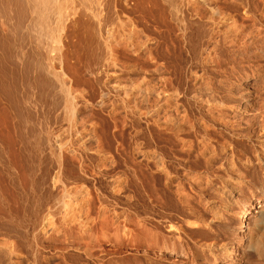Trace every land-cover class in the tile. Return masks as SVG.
Masks as SVG:
<instances>
[{
	"label": "rangeland",
	"instance_id": "obj_1",
	"mask_svg": "<svg viewBox=\"0 0 264 264\" xmlns=\"http://www.w3.org/2000/svg\"><path fill=\"white\" fill-rule=\"evenodd\" d=\"M204 1L49 0V14L38 5L40 15L48 14L46 25L36 12L42 26L35 32L33 25L26 31L11 26L13 60L0 67L6 76L15 72V80H6L22 107L14 109L0 93V152L13 160L11 172L24 155L40 159L47 212L60 210L50 214L62 222L63 264H86V241L95 247L94 264H227L225 224L232 239L227 246L240 247V212L264 191V132L258 135L264 127V0ZM0 29V36L10 33ZM245 73L256 79L243 82ZM199 87L218 97L251 87L255 100L245 109L228 98L222 108L209 106L197 99ZM6 172L0 183L12 187ZM226 188L236 196L226 198ZM155 232L175 238L186 253L158 252L150 244ZM242 252L230 255L235 264L258 262Z\"/></svg>",
	"mask_w": 264,
	"mask_h": 264
},
{
	"label": "bare ground",
	"instance_id": "obj_2",
	"mask_svg": "<svg viewBox=\"0 0 264 264\" xmlns=\"http://www.w3.org/2000/svg\"><path fill=\"white\" fill-rule=\"evenodd\" d=\"M43 1V0H42ZM49 1V0H48ZM46 1L45 3L41 2V0H0V25L4 26L6 29L8 30L9 27L13 26L15 29H24V31H26V29L30 30L29 27L33 28L35 27V25L39 24L41 25L42 22H44V18L47 17V15L49 14L46 10L48 9L46 7V5L48 2ZM204 1V0H203ZM53 2V0H52ZM59 2V1H58ZM205 2V1H204ZM62 3V2H61ZM39 4H43L40 5V7L43 9V11L47 12L45 15L43 12V15H40L41 11H39L38 5ZM45 4V5H44ZM60 4V3H59ZM57 4V5H59ZM187 4V3H186ZM50 5V4H48ZM52 5V4H51ZM61 5V4H60ZM54 6V5H53ZM49 7V6H48ZM52 7V6H51ZM59 7V6H58ZM39 8V9H38ZM54 8V7H53ZM62 8V7H61ZM55 9V8H54ZM60 9V8H59ZM54 11V10H53ZM36 12H40L38 15L42 18V16H44V18H42V22L41 19ZM36 13V15H35ZM53 13V12H52ZM34 14V15H33ZM51 14V13H50ZM39 17L38 20L35 19V17ZM46 16V17H45ZM51 18V16H50ZM219 18V17H218ZM49 19V17H48ZM50 20V19H49ZM188 20V19H187ZM38 23H35V22ZM46 22H48L47 20H45ZM44 22V24L46 23ZM56 24V23H55ZM46 25V24H45ZM49 25V23H48ZM42 26V25H41ZM36 27H40V26H36ZM43 27H45L43 25ZM43 27L41 30H43ZM213 27V26H212ZM32 30H34V32L36 31V29L34 28ZM11 29H13L12 27L10 28V30H8L9 32L12 31ZM1 30V29H0ZM4 30V31H5ZM26 32V34H30L31 32ZM40 30L37 29V31ZM14 31V30H13ZM16 31V30H15ZM14 31V32H15ZM45 31V30H44ZM48 31V30H47ZM17 32V31H16ZM22 32V30H21ZM32 32V33H34ZM49 32V31H48ZM25 33V32H24ZM38 33V32H37ZM36 33V34H37ZM13 34L10 32L8 34V32L4 35V36H0V47L1 49H4V52L6 54L7 57H5L3 51L1 54L0 53V64H3L5 66L7 60L8 62H12V58H10V53H11V43H13L16 38L13 37ZM23 34V33H22ZM25 34V35H26ZM28 34V36H29ZM2 35V34H0ZM35 34L32 35L33 38H35L34 36ZM223 35V34H222ZM20 36V33L18 35V37ZM24 36V35H23ZM45 35L41 34V37ZM17 37V36H16ZM30 37V36H29ZM30 37L29 39L31 40ZM39 37V35H38ZM47 37V36H46ZM21 38V37H20ZM23 38V37H22ZM18 39V38H17ZM24 39V38H23ZM22 39V40H23ZM37 39V38H36ZM47 39V38H46ZM28 40V39H27ZM26 40V41H27ZM28 40V41H30ZM39 40V39H38ZM235 40V39H234ZM24 41V40H23ZM22 41V43H23ZM35 41V40H34ZM45 41V39H44ZM21 42V40H20ZM37 42V41H36ZM40 42V40H39ZM146 42V41H145ZM150 42V41H149ZM19 44V43H18ZM21 45V44H20ZM23 45V44H22ZM26 45V44H25ZM38 45V44H37ZM46 45V44H45ZM45 45H43L45 47ZM48 45V44H47ZM221 45V44H220ZM254 46V45H253ZM32 47V46H31ZM36 47V46H35ZM40 47V46H39ZM25 48V47H23ZM28 48V47H27ZM42 48V47H41ZM47 48V47H46ZM49 48V47H48ZM250 48V47H249ZM18 49V47H17ZM26 50V49H25ZM22 51V49H21ZM231 51V50H230ZM1 52V50H0ZM16 52V51H15ZM26 52V51H25ZM48 52V51H47ZM24 53V52H23ZM27 53V52H26ZM29 53V52H28ZM36 53V52H35ZM41 53V52H40ZM250 53V52H249ZM248 53V54H249ZM14 54V53H13ZM38 54V53H37ZM206 54V53H205ZM1 55L4 56V58H6V60L4 61L5 63H3V57L1 58ZM28 55V54H26ZM207 55V54H206ZM237 55V54H236ZM252 55V54H251ZM13 56V55H12ZM51 56V55H50ZM24 57V55H23ZM39 57V56H38ZM37 57V58H38ZM47 57V56H46ZM242 57V56H241ZM25 58V57H24ZM23 58V59H24ZM36 58V57H35ZM240 58V57H239ZM252 58V57H251ZM261 58V56H260ZM3 59V60H2ZM26 59V58H25ZM48 59V58H47ZM2 60V62H1ZM40 60V59H39ZM44 60V59H43ZM197 60V59H196ZM203 60V59H202ZM206 60V59H205ZM15 61V60H14ZM237 61V60H236ZM7 62V63H8ZM25 62V61H24ZM30 62V61H29ZM48 62V61H47ZM202 62V61H201ZM14 63V62H13ZM32 63V62H31ZM31 63H29L31 65ZM49 63V62H48ZM257 63V62H256ZM15 64V63H14ZM12 64V65H14ZM22 64V63H21ZM42 64V63H41ZM40 64V65H41ZM53 64V63H52ZM203 64V63H202ZM201 64V65H202ZM205 64V63H204ZM7 65V64H6ZM38 65V64H37ZM43 65V64H42ZM49 65V64H48ZM47 65V66H48ZM207 65V64H206ZM2 67V69L5 67ZM15 66V65H14ZM26 66V65H25ZM33 66V65H32ZM256 66V65H255ZM0 67V68H1ZM8 67V66H6ZM13 67V66H12ZM9 68L11 69L10 65ZM7 68V69H9ZM18 68V67H17ZM28 68V67H27ZM37 68V67H36ZM48 68V67H47ZM214 68V67H213ZM1 69V70H2ZM3 69V70H4ZM22 69V68H21ZM26 69V68H25ZM29 70H27L29 73L31 72V68H29ZM39 69V68H38ZM44 69V68H43ZM49 69V68H48ZM2 73H0V93L2 95H4V97H2L3 99L6 97V102L8 105H10L11 107H13L16 110H19L21 104H20V99L17 100L15 98H17V93H16V97H13L10 95V89L9 85H8V81L9 79H11V75L15 72H9L10 73V77L7 73L8 76H6L5 70ZM14 70V69H13ZM17 70V69H16ZM35 70V69H34ZM40 70V69H39ZM47 70V69H46ZM53 70V69H52ZM55 70V69H54ZM146 70V69H145ZM154 70V69H153ZM23 71V70H22ZM26 71V70H24ZM24 71L22 72V74H24ZM37 71V69H36ZM42 71V69H41ZM7 72V70H6ZM17 72V71H16ZM26 72V73H28ZM39 72V71H38ZM12 73V74H11ZM37 73V72H36ZM43 73V72H42ZM41 73V74H42ZM143 73V72H142ZM149 73V72H148ZM5 74V75H4ZM200 74V73H199ZM209 74V73H208ZM27 75V74H26ZM29 75V74H28ZM52 75V74H50ZM224 75V74H223ZM38 76V75H37ZM55 76V75H54ZM152 76V75H151ZM238 76V75H237ZM27 77V76H26ZM40 77V76H39ZM56 77V76H55ZM63 77V76H62ZM158 77V76H157ZM221 77V76H220ZM224 77V76H223ZM245 77L244 81H248L250 79H256V75L253 74H248L245 73ZM13 78V77H12ZM35 78V77H34ZM53 78V77H52ZM143 78V77H142ZM8 79V80H6ZM14 79V78H13ZM16 79V78H15ZM14 79V80H15ZM24 79V78H23ZM42 79V77H41ZM58 79V78H57ZM200 79V78H199ZM210 79V78H209ZM220 79V78H219ZM20 80V79H19ZM221 80V79H220ZM53 81V80H52ZM225 81V80H224ZM16 82V81H14ZM13 81L10 84L11 85L14 83ZM59 82V81H58ZM160 82V81H159ZM55 83V82H54ZM199 83V81H198ZM206 83V82H205ZM15 84V83H14ZM29 84V83H28ZM27 84V85H28ZM42 84V83H41ZM44 84V81H43ZM46 84V83H45ZM160 84V83H159ZM202 84V83H201ZM62 85V84H61ZM198 85V84H197ZM200 85V83H199ZM223 85V84H222ZM231 85V84H230ZM15 86V85H14ZM21 86V85H20ZM54 86V85H53ZM205 86V84H204ZM208 86V85H207ZM241 86V85H240ZM243 86V85H242ZM26 87V86H25ZM49 87V86H48ZM164 87V86H163ZM14 88V87H13ZM20 88V87H19ZM22 88V87H21ZM50 88V87H49ZM169 88V87H168ZM175 88V87H174ZM194 89V88H193ZM208 88L205 87H199L197 91V99H199V101L201 100V102L204 104H209V106L211 105H217L218 107L220 106V108H222V106H225L226 101L228 99H230V101L236 103V105L238 106V108H242L245 109V106H252L255 100V97L252 96L254 94H252V88L251 87H245V90L243 88L239 90V92H227L228 94L225 96H221L218 97V95H213L214 93H210L212 91H208ZM258 89V88H257ZM18 90V88H17ZM53 90V89H52ZM63 91V89H61ZM175 90V89H174ZM211 90V89H209ZM58 91V90H57ZM61 91V92H62ZM102 91V90H101ZM157 91V90H156ZM234 91V90H233ZM238 91V90H236ZM255 91V90H254ZM56 92V91H55ZM164 92V91H163ZM166 92V91H165ZM13 93V92H11ZM21 93V91H20ZM57 93V92H56ZM63 93V92H62ZM144 93V92H143ZM174 93V92H173ZM27 94V93H26ZM48 94V93H47ZM64 94V93H63ZM103 94V93H101ZM218 94V92H217ZM39 95V93H38ZM42 95V94H40ZM106 95V94H105ZM161 95V94H160ZM168 95V94H167ZM177 95V94H176ZM193 95V94H191ZM62 96V95H61ZM65 96V95H63ZM142 96V95H141ZM159 96V95H157ZM227 96V97H226ZM230 96V97H229ZM22 97V96H21ZM51 97V96H50ZM167 96L164 95V99H166ZM145 98V96H144ZM158 98V97H157ZM228 98V99H227ZM24 99V98H23ZM30 99V98H29ZM54 99V98H53ZM142 99V98H141ZM160 99V98H159ZM169 99V98H168ZM171 99V98H170ZM196 99V100H197ZM25 100L27 101V99L25 98ZM33 100V99H32ZM36 100V98H35ZM167 100V99H166ZM262 100V99H261ZM2 101V100H1ZM5 101V100H4ZM34 101V100H33ZM66 102L68 101L65 100ZM70 101V100H69ZM147 101V100H146ZM198 101V102H199ZM32 102V101H31ZM65 102V103H66ZM168 102V101H167ZM194 102V101H193ZM229 102V100H228ZM4 103V102H3ZM28 104V101L25 102ZM37 103V102H36ZM35 103V104H36ZM144 103V102H143ZM147 103V102H146ZM171 103V102H170ZM178 103V102H177ZM23 104V103H22ZM32 104V103H30ZM62 104L64 105V102H62ZM67 104V103H66ZM69 104V103H68ZM256 104V103H255ZM53 105V104H52ZM70 105V104H69ZM161 105V104H159ZM174 105V104H173ZM206 105V106H207ZM2 106V105H1ZM100 106V105H99ZM169 106V105H168ZM9 107V106H8ZM22 107V106H21ZM26 107V106H25ZM53 107V106H52ZM60 107V106H59ZM62 107V106H61ZM67 107V106H66ZM65 107V108H66ZM69 107V106H68ZM147 107V106H146ZM176 107V106H175ZM261 107V106H260ZM19 108V109H18ZM27 108V107H26ZM25 108V109H26ZM164 108V106H163ZM201 108V107H200ZM217 108V107H216ZM255 108V107H254ZM263 108V107H262ZM13 109V110H14ZM31 109V108H30ZM34 109V108H33ZM147 109V108H146ZM218 109V108H217ZM256 109V108H255ZM259 109V108H258ZM3 110V109H2ZM9 110V108H8ZM14 110V111H16ZM32 110V109H31ZM173 110V109H172ZM261 110V109H260ZM20 111V110H19ZM24 111V109L22 110V112ZM210 111V110H209ZM256 111V110H255ZM9 112V111H8ZM21 112V113H22ZM28 112V110H27ZM26 112V113H27ZM175 112V111H174ZM198 112V111H197ZM6 113V112H5ZM24 113V112H23ZM34 113V112H33ZM12 114V113H11ZM18 115H20L17 112ZM16 114V115H17ZM213 114V113H212ZM258 114V113H257ZM17 115V116H18ZM24 115V114H23ZM146 115V114H145ZM157 115V114H156ZM219 115V114H218ZM255 115V114H254ZM262 115H263V111H262ZM30 116V115H29ZM41 116V115H40ZM172 116V115H171ZM175 116V115H174ZM257 116V115H256ZM261 116V114H260ZM4 117V116H3ZM9 117V116H8ZM12 117V115H11ZM264 117V116H263ZM17 118H21L20 116H18ZM31 118V117H30ZM29 118V119H30ZM34 118V117H33ZM166 118V117H165ZM211 118V117H210ZM234 118V117H233ZM16 119V118H15ZM179 119V118H178ZM198 119V118H197ZM11 120V119H10ZM17 120V119H16ZM15 120V121H16ZM34 120V119H33ZM166 120V119H165ZM174 120V119H172ZM262 120V119H261ZM260 120V121H261ZM24 121V120H23ZM171 121V120H170ZM20 124V122L22 123V119H20L19 121H16ZM25 122V121H24ZM28 122V121H27ZM169 122V121H168ZM219 122V121H217ZM229 122V121H228ZM40 123V122H39ZM226 123V122H225ZM261 123V122H260ZM19 124H15L16 126ZM42 124V123H41ZM264 124V123H263ZM23 125V124H22ZM28 125V124H26ZM167 125V124H166ZM213 125V124H212ZM15 126V127H16ZM35 126V125H34ZM40 126V125H39ZM205 126V125H204ZM218 126V125H217ZM241 126V125H240ZM262 125L260 124V127ZM14 127V128H15ZM18 127H20V129L22 128V126H17L16 128L19 129ZM26 127V126H25ZM29 127V126H28ZM28 127L26 129H28ZM163 127V126H162ZM209 127V126H208ZM207 128V126H206ZM238 128V127H237ZM208 129V128H207ZM260 129V128H258ZM23 130V128H22ZM34 130V128H33ZM32 130V131H33ZM43 130V129H42ZM232 130V129H231ZM19 131V130H18ZM39 131V130H37ZM41 131V129H40ZM259 131V130H258ZM21 132V130L19 131ZM23 133L25 132V129L22 131ZM42 132V131H41ZM264 132V127H261L260 133L262 134ZM40 133V132H39ZM204 133V132H203ZM257 133V132H256ZM18 134V133H17ZM22 136V133H19ZM25 134V133H24ZM28 134V133H26ZM37 134V133H36ZM241 135V134H240ZM263 135V134H262ZM33 136V135H32ZM35 136V135H34ZM216 136V135H215ZM257 136V135H256ZM255 136V137H256ZM18 138V137H17ZM32 138V137H31ZM1 140V139H0ZM20 140V139H19ZM10 141V140H9ZM37 142V140H35ZM45 141V140H44ZM206 141V140H205ZM18 142V140H17ZM32 142V141H31ZM35 142V143H36ZM39 142V140H38ZM37 142V143H38ZM208 142V141H207ZM8 143V142H7ZM12 143V142H11ZM20 143V141H19ZM21 143L23 144V146H25L27 149H29V147H31L30 142L28 139H22ZM34 143V144H35ZM203 143V142H202ZM18 144V143H17ZM33 144V143H32ZM40 144V143H39ZM52 144V143H51ZM5 144H3L4 146ZM9 145V143H8ZM37 146V144H35ZM47 145V144H46ZM220 145V144H219ZM6 146V145H5ZM13 145H11L12 147ZM51 146V145H50ZM208 146V145H207ZM226 146V145H225ZM10 147V146H9ZM19 147V146H18ZM24 147V148H25ZM33 147H35L33 145ZM210 147V146H209ZM1 148V147H0ZM38 148V146H37ZM41 148V147H40ZM43 148V147H42ZM23 148L19 149L22 150ZM35 149V148H34ZM24 150V149H23ZM13 151V150H12ZM34 151V150H33ZM38 151V150H37ZM213 151V150H212ZM5 152V151H4ZM9 152V150H8ZM7 152V153H8ZM11 152V151H10ZM28 152V151H27ZM35 152V151H34ZM50 152V151H49ZM6 153V152H5ZM5 153H1L0 152V170H4L6 173H8V177H10V179L12 181V187H7V186H3L2 183H0V264H63L64 259H68V255H66V246L63 247L62 246V241L65 239H61V236L58 234V229L60 228V221H57L58 219H55L56 221H53L52 218L54 217L55 210L51 212V214H54L53 216L50 214V212L48 213L47 210H49V204L47 205V199L46 202L44 201V192L43 188L40 186L39 183V176H41L39 173L41 171L38 172V170L40 169V159L38 160L37 158H31V156H27L24 155V159L20 160V164L21 167L19 166V169H14V168H10L12 170L9 171L8 168L9 167H13V166H9L11 164V161L13 162V160L10 161V158L7 154ZM14 153V152H13ZM19 153V152H18ZM38 153V152H36ZM40 153V152H39ZM221 153V152H220ZM255 153V152H254ZM9 154V153H8ZM52 154V153H51ZM19 155V154H18ZM148 155V154H147ZM156 155V154H155ZM17 156V155H16ZM23 156V155H22ZM34 156V155H33ZM36 156V155H35ZM40 156V155H39ZM38 156V157H39ZM232 156V155H231ZM12 157V156H11ZM19 157V156H17ZM16 157V158H17ZM51 157V156H50ZM56 157V156H55ZM208 157V155H207ZM41 158V157H40ZM160 158V157H159ZM211 158V157H210ZM19 159V158H18ZM37 159V160H36ZM51 159V158H50ZM17 160V159H16ZM48 160V159H47ZM56 160V159H55ZM149 160V159H148ZM246 160V159H245ZM59 161V160H58ZM45 162V161H44ZM52 162V161H51ZM57 162V161H55ZM157 162V161H156ZM260 162V161H259ZM16 163V162H15ZM14 163V164H15ZM152 163V161H151ZM148 164V163H147ZM161 164V163H160ZM19 165V164H18ZM159 165V164H158ZM17 166V164H16ZM52 166V165H51ZM163 166V165H162ZM15 167V165H14ZM57 167V166H56ZM239 167V166H238ZM52 169V168H51ZM59 169V168H58ZM160 169V168H159ZM45 170V169H44ZM210 170V169H209ZM208 170V171H209ZM233 170V169H232ZM9 171V172H8ZM3 172V173H5ZM246 172V171H245ZM0 173V174H3ZM45 173V172H44ZM48 174V172H46ZM250 173V172H249ZM44 175V174H43ZM170 175V174H169ZM198 175V174H197ZM4 176V175H2ZM6 176V175H5ZM4 176V177H5ZM45 176V175H44ZM7 177V178H8ZM48 177V175H47ZM46 177V178H47ZM241 177V176H240ZM45 178V179H46ZM199 178V177H198ZM2 179V178H0ZM4 179V178H3ZM44 179V178H42ZM50 179V178H49ZM47 180V179H46ZM7 181V180H6ZM10 181V182H11ZM56 181V180H54ZM47 182V181H46ZM45 182V183H46ZM175 182V181H174ZM44 183V181H43ZM56 183V182H55ZM252 183V182H251ZM10 184V183H9ZM51 184V183H50ZM228 184V183H227ZM45 185V184H44ZM221 185V184H220ZM48 186V185H47ZM46 186V187H47ZM51 186V185H50ZM45 187V186H44ZM176 188V187H175ZM52 189V188H51ZM227 189V188H226ZM224 191V194L226 198L233 197L236 196L235 195V191H233L232 189H227ZM46 190V188H45ZM57 191V190H56ZM62 191V190H60ZM69 191V190H68ZM214 191V190H213ZM175 192V191H174ZM204 192V191H203ZM47 193V192H46ZM67 193V192H66ZM177 193V192H176ZM223 193V192H222ZM262 196H260L257 200V204L255 203L254 205L251 203L249 204V207L247 206L246 208H243L240 212V216L238 218L239 221V225H240V236L237 240L238 244L240 247H235L233 249L232 246H227L228 243L232 244V239L230 238V231L228 226L225 224L223 226V228H221L222 230V234L221 236H223V238H225V240L228 241L226 242L227 245L225 244L223 246L225 255H227V259L226 262L227 264H235V261L232 260V258L230 257V255L232 254L233 251L236 252V250L238 249V251H243L242 254L244 252H248L250 253V255L252 254V256H254V258L258 261L254 264H262L264 262V191L261 190ZM206 194V193H205ZM58 195V194H57ZM75 196V195H74ZM208 196V195H207ZM215 196V195H214ZM247 196V195H246ZM52 197V196H51ZM66 197V195H65ZM249 198V197H248ZM56 199V197H55ZM197 199V198H196ZM57 200V199H56ZM54 200V201H56ZM75 200V199H74ZM234 200V199H233ZM52 202V201H51ZM71 202V201H70ZM79 202V201H78ZM181 202V201H180ZM49 203V201H48ZM231 203V202H230ZM109 204V203H108ZM196 204V203H194ZM219 204V203H218ZM52 205V204H51ZM67 205V203H66ZM216 205V204H215ZM101 206V205H100ZM59 208L61 206H58ZM75 207V206H74ZM109 207V206H108ZM130 207V206H128ZM233 207V206H232ZM240 207V206H239ZM146 208V207H145ZM192 208V207H191ZM255 208H257L255 210ZM61 209V208H60ZM104 209V208H103ZM209 209V208H208ZM66 210V209H65ZM231 210V209H230ZM240 210V209H239ZM60 211V210H59ZM58 211V212H59ZM150 211V210H149ZM190 211V210H189ZM55 212V213H54ZM63 212V210H62ZM139 212V211H138ZM146 212V211H145ZM153 213V212H152ZM198 213V211H197ZM201 215V214H200ZM239 215V214H238ZM52 216V217H51ZM120 216V215H119ZM213 216V215H212ZM126 217V214H125ZM165 217V216H164ZM181 217V216H180ZM56 218V217H55ZM89 218V217H88ZM92 218V217H91ZM106 218V217H105ZM124 218V217H123ZM128 218V217H127ZM60 219V218H59ZM64 219V218H63ZM194 219V218H193ZM197 219V218H196ZM219 219V218H218ZM62 220V218H61ZM191 220V219H190ZM202 220V219H201ZM63 221V220H62ZM70 221V220H69ZM106 221V220H105ZM65 222V221H64ZM82 222V221H81ZM130 222V221H129ZM205 222V220H204ZM208 222V221H207ZM126 223V222H125ZM134 223V222H133ZM149 223V221H148ZM70 224V223H69ZM80 224V223H79ZM165 224V223H164ZM174 224V223H173ZM183 224V223H182ZM219 224V223H218ZM77 225V224H76ZM83 225V224H82ZM103 225V224H101ZM105 225V224H104ZM109 225V224H108ZM131 225V224H130ZM178 225V224H177ZM186 225V224H185ZM233 225V224H232ZM53 226V227H52ZM78 226V225H77ZM176 226V225H175ZM73 227V226H72ZM105 227V226H104ZM141 227V226H140ZM189 227H197V224H189ZM63 228V227H62ZM82 228V227H81ZM145 228V227H144ZM148 228V227H147ZM169 228H172V225H169ZM102 229V228H100ZM146 229V228H145ZM103 230V229H102ZM106 230V229H105ZM134 230V229H133ZM137 230V229H136ZM168 230V229H167ZM173 230V229H172ZM181 230V229H180ZM185 230V229H184ZM60 231V230H59ZM150 231V230H149ZM157 231V230H156ZM176 231V230H175ZM150 233V232H149ZM139 234V233H138ZM148 234V233H147ZM167 234V233H166ZM179 234V233H178ZM82 235V234H80ZM88 235V234H87ZM86 235V236H87ZM152 236H150L152 243H150L152 245V247H156L158 252H161L162 250H170V251H175L176 253H183L185 254L186 252L183 251V249H181V244L175 240L171 238H165L163 237V235H160L158 232H155L153 234H151ZM65 236V235H64ZM90 236V234H89ZM137 236V235H136ZM139 236V235H138ZM81 237V236H80ZM96 237V236H95ZM94 237V238H95ZM188 237V236H186ZM63 238V237H62ZM84 238V237H83ZM82 237L79 238L80 240L83 239ZM88 238V237H87ZM213 238V237H212ZM78 239V240H79ZM96 239V238H95ZM146 239V238H145ZM208 239V238H207ZM222 239V238H220ZM127 240V239H126ZM178 240V238H177ZM76 241V240H75ZM73 241V242H75ZM147 241V240H146ZM194 241V240H193ZM223 241V240H222ZM82 242V241H81ZM137 242V241H136ZM203 242V241H202ZM214 242V241H213ZM206 243V242H205ZM215 244V243H214ZM220 244V243H219ZM84 245V252H85V257L84 259L86 260V264H94V260L96 262V254H95V247L92 245L91 242H87L83 244ZM186 245V244H185ZM68 246V245H67ZM189 246V245H188ZM75 247V246H74ZM207 247V246H206ZM214 247V246H212ZM218 247V246H217ZM77 248V247H76ZM82 248V247H81ZM216 248V247H215ZM67 249V248H66ZM146 249V246H145ZM209 249V248H208ZM230 249V250H229ZM107 250V249H106ZM203 250V249H202ZM229 251V252H228ZM70 252V251H69ZM144 252V251H143ZM156 252V251H155ZM71 253V252H70ZM109 253V252H108ZM78 254V253H77ZM195 254V253H194ZM66 255V256H65ZM81 255V254H80ZM202 255V254H201ZM248 255V254H247ZM74 256V254H73ZM72 255L70 257H73ZM131 256V255H130ZM158 256V255H157ZM161 256V255H160ZM78 257V255H77ZM81 257V256H80ZM164 257V256H163ZM194 257V256H193ZM79 258V257H78ZM159 258V256H158ZM165 258V257H164ZM171 258V257H170ZM73 259V258H72ZM76 259V258H75ZM106 259V258H105ZM161 259V258H160ZM77 260V259H76ZM249 260V259H248ZM247 260V261H248ZM172 261V259H171ZM245 261V260H244ZM244 264H249L250 262ZM109 262V261H108ZM116 262V261H115ZM178 262V261H177ZM215 262V260H214ZM66 264L67 261L65 262ZM64 263V264H65ZM78 263V262H77ZM252 263V262H251ZM81 264V263H80ZM178 264V263H177ZM181 264V263H180Z\"/></svg>",
	"mask_w": 264,
	"mask_h": 264
}]
</instances>
